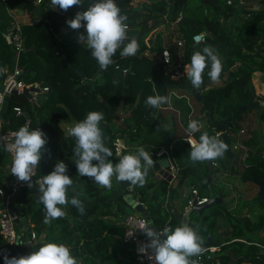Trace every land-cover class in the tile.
Returning <instances> with one entry per match:
<instances>
[{
  "label": "trees",
  "instance_id": "obj_1",
  "mask_svg": "<svg viewBox=\"0 0 264 264\" xmlns=\"http://www.w3.org/2000/svg\"><path fill=\"white\" fill-rule=\"evenodd\" d=\"M135 1L117 0V3L122 13L127 15L126 23L128 22L129 27L140 28L147 25L146 34H149L164 20L168 8L170 11L168 19L172 22H176L183 13L178 25L180 30L187 35L188 43L181 61L173 53H171L169 63H161L146 54L147 50L163 52L164 40L160 32L151 36L149 43L146 42L144 36H141L137 40L139 49L134 56L121 57L120 49H118L113 57L114 63L106 70L101 69L86 44L78 42L77 39L64 40L59 37L62 25L74 18L77 12L85 10L92 0H85L84 5H73L67 10L60 8L64 13L55 11L51 6V0H43L40 4L35 0H14L13 2L10 0L9 7L14 8L15 5H19L24 9V13L16 15V18L23 25L26 50L18 55L13 43L8 40L6 30L10 23L7 21L9 15L0 0V89L5 87L6 78L19 65L22 69L19 75L21 80L27 84L38 82L43 88H49L42 91L36 100L22 93H14L3 115V126L4 129L18 130L19 127L27 125L30 128H40L46 133L48 142L44 147L47 151L43 153L37 166L35 178L38 181L54 169L58 160H63L68 165V174L73 180L79 178L80 188L76 189L74 184L70 186L69 196L77 195L83 201L85 213H79L76 207L68 204L69 209L76 216L75 223L72 224L66 216L57 218L56 231L58 234L52 239L50 233L43 244L54 241L69 245L72 254L82 261V264H98L99 259L102 264H138L133 257V245L126 243L123 239L124 224L111 220V217H119L121 220L125 218L131 213L128 210V206L131 207V205L122 195L111 200L114 193L112 185L110 188L100 186L94 179L79 175L74 162L76 140L73 136L63 133L59 126L60 120L79 122L90 111L103 112L105 119L101 123H111L110 126H102L105 143L113 152V156L109 158L113 163L118 162L122 154L134 152L139 146L149 151L153 159L158 149L171 148L175 161L181 167L178 185H196L199 194L206 196L208 188L206 179L210 174L207 162L193 163L191 161L189 158L191 146L187 140H184L186 134L178 135V127L174 126L171 121H166L161 108L147 105L146 98L157 93L166 95L164 92L168 84L189 83L190 93L197 91L204 94L203 105L210 111L212 119L223 122L230 117V122H233L234 126L227 129V136L232 145L238 130L241 129L242 115L253 110L241 108L255 99L252 75L257 70L264 72V27H258V21L264 17V11L259 15L250 12V16L244 20L242 25H232L228 24L227 18L232 16L239 7L237 2L175 0L170 3L169 0H146L144 4L147 9L135 10ZM36 18H41V21L32 23ZM73 30L76 32L78 29ZM201 31L207 33V40L195 43L193 36ZM128 34L136 36L129 29ZM206 45L218 51L223 63L220 77H224L227 73V80L222 87L208 88L210 78L205 72L204 83L199 89H195L188 80L185 66L190 64L193 53L202 50ZM180 64L185 74L180 82H176L170 77L166 67ZM234 65L236 67L231 69ZM78 68L85 72V79L77 70ZM124 70H130L127 78V72ZM173 101L181 109L185 123L188 125L189 116L192 113L191 105L185 97H175ZM108 104H111L114 109L112 115H109ZM15 106L22 107L24 111L22 115L16 114ZM121 111H125V116ZM260 111L261 118L264 120V106ZM122 118L124 126L114 127V121L122 120ZM200 118H202L201 115L196 116V119ZM28 119H30L29 124ZM206 121V126L192 133L198 141L203 132L218 136L210 120ZM166 122L170 124L169 127L165 125ZM119 137H125L127 143L130 144L122 154H118L115 147V141ZM218 137L224 140L222 135ZM136 142L138 144H135ZM243 143L249 147L247 157L248 164H251L247 168L249 179L251 181L256 178L264 179V161L260 155L261 150H264V143L259 142L257 136L253 134L251 137L244 138ZM67 145L69 149L66 148ZM6 152L0 149V187L9 191L10 186L1 178L2 156ZM242 153V151L234 153L236 159H239ZM219 159L231 171L240 172V167H235L234 160L227 152ZM93 162L96 163V161ZM215 176L216 169H213V178ZM153 187L156 189L150 192ZM173 189L174 187L164 178L157 181L152 180L150 172L146 183L139 187L140 199L146 204V209L151 214L153 227L160 229L170 221L174 228L182 222H188L193 227L198 226L202 243H204L212 233V220L209 222L205 213L200 215L197 211H193L187 220L181 221L173 212L167 211L163 204L167 198L170 201V192ZM38 194L39 183L35 182L30 186L28 184L16 193L14 202L22 207L24 214L32 223H35L36 230L41 233L46 226L43 218L39 222L38 212L34 210ZM221 205H213L211 209L216 210L218 214ZM17 227L19 231L22 230L18 225ZM25 235L28 236V234ZM235 235L243 236L241 231H237ZM29 237L31 238V232ZM245 238L253 241L252 237L244 233ZM33 244L37 249L43 245L37 241ZM259 249L256 244L252 243L244 255L259 256L257 264H264V252H259ZM20 250L26 253V245H21ZM3 255L16 256V248L4 239L0 231V264H4ZM194 258L197 259V257ZM204 264L213 263L205 262Z\"/></svg>",
  "mask_w": 264,
  "mask_h": 264
},
{
  "label": "clouds",
  "instance_id": "obj_2",
  "mask_svg": "<svg viewBox=\"0 0 264 264\" xmlns=\"http://www.w3.org/2000/svg\"><path fill=\"white\" fill-rule=\"evenodd\" d=\"M85 0H51V6H59L63 10L73 5H84ZM128 17L123 14L117 0H92L83 11L76 13L67 24L72 29L84 28L78 36V42L86 43L91 49V55L97 60L101 69L106 70L114 63L113 57L120 49L121 57L134 56L138 52L139 43L128 34ZM207 70V71H206ZM223 70V63L218 51L210 45L195 51L190 64L186 66L187 76L193 88L199 89L204 83V74L211 80H217ZM169 100L167 95L159 93L146 98L147 105L160 108ZM105 116L100 111H90L86 117L76 122L69 134L76 140L74 160L79 175L87 176L104 187H111L113 177L118 181L130 182L131 185L143 186L146 183L149 170L154 166V159L143 146L136 151L122 154L118 162L113 163L110 157L112 150L106 145L102 121ZM201 128L197 120H189L187 131L196 133ZM46 133L40 128H30L27 125L19 127L14 133V139L8 143H0V149L13 154L11 173L21 181L32 184L34 169L39 165L42 155L47 149ZM227 143L216 135L203 132L199 142L193 141L189 158L193 163L215 161L225 155ZM93 161H96L94 163ZM39 183V202L45 208L44 222L66 215L62 205L71 204L83 214L86 209L77 195L69 196L73 178L68 174V165L58 160L54 169L43 175ZM74 191V189H73ZM149 219L141 222L138 229L149 238L141 246L140 253H148L149 259L155 264H199L198 259L205 248L198 226L193 227L188 222H182L174 228H154ZM130 235L132 233H129ZM4 264H82L71 251L69 245L48 242L37 251L20 257L3 255Z\"/></svg>",
  "mask_w": 264,
  "mask_h": 264
},
{
  "label": "crops",
  "instance_id": "obj_3",
  "mask_svg": "<svg viewBox=\"0 0 264 264\" xmlns=\"http://www.w3.org/2000/svg\"><path fill=\"white\" fill-rule=\"evenodd\" d=\"M10 0H2L3 6L7 9L8 12V23L11 19L12 14L13 15H22L24 13V9H22L21 6L15 5L14 8H11L8 6ZM12 2L14 0H11ZM150 1V0H149ZM170 1V0H169ZM233 3L237 2V6H239L234 14L227 18L228 24H237L241 25L243 24L244 20L250 16V12H255L258 10L259 5L264 3L262 0H232ZM146 0H136L134 2V7H138L141 5L140 9H145L144 7H147L144 3ZM204 2V1H203ZM171 3V2H170ZM59 7V6H58ZM134 8V9H135ZM60 9V7H59ZM61 10V9H60ZM139 10V9H135ZM62 11V10H61ZM63 12V11H62ZM169 8L166 11L165 18L164 20L158 24L149 34H146L147 31V25H143L142 27H130L129 31H131L132 34L136 32L137 30L140 32V35L138 33H135L136 36H144L146 42L149 41L150 37L153 35H156V33L162 34V38L164 40V50L168 49L170 53H173L175 56H178L180 61L182 60V55L185 52V46L187 45L186 40L184 38V32H182L179 28L178 22H172L168 19L169 15ZM262 11H259L258 14ZM64 13V12H63ZM183 17V13H181ZM200 15V14H199ZM178 19V18H177ZM128 23V22H127ZM153 25V24H152ZM263 26L264 27V17L258 21V27ZM84 28L78 29L76 32L67 24L65 23L62 25L59 33V37L61 39H77L78 36L81 32H84ZM148 35V37L146 35ZM147 37V39H146ZM180 39L184 40V45L178 44V41ZM149 43V42H148ZM86 44V43H84ZM151 44V43H150ZM149 44V45H150ZM163 50V51H164ZM147 55H151L154 59L159 60L161 63L163 62V57H162V52H151L150 50H147L146 52ZM237 65V64H236ZM236 65L232 66L231 69H234ZM187 66V65H186ZM185 66V67H186ZM183 66L178 65V66H173L171 65L170 67H166V70L170 77L175 80L176 82H180L182 80V77L185 74L184 69L182 68ZM227 80V73L225 74L224 77H220L217 80H211L209 81L208 88L209 87H222L226 84ZM252 83L255 88V92L257 94V97L260 100H264V72L261 70H257L253 73L252 75ZM38 86L44 91V88L38 83ZM190 90H187L185 88L181 87H167L165 90V94L169 97L168 102L166 105L160 107L164 115L166 117V121L169 120L171 121L174 126L178 127V135L184 136V140L188 135H191L192 133H189L187 131V125L185 123V119L182 115L181 109L176 106L174 103L173 99L175 97H185L189 104L192 107V113L189 116L190 120H197L201 124V128L206 126L207 124V118L202 117V105L203 102L199 101L194 94L189 92ZM34 93V99L36 100L41 93ZM178 107V108H177ZM261 107H256V108H249L253 109L251 111H248L242 115L243 120L240 122L241 124V129L238 130L235 141L231 145L232 153L240 152L242 151L243 153L240 155L239 159H236V155L233 157H230L232 160H234L235 167L239 168L240 167V172H233L231 171L228 167H226L222 161L217 158L216 160L219 161L220 166L218 168L213 167V169H216V176L213 178L212 181L209 182L207 179L206 181L208 182V188H207V193L205 194L206 197H210V187L209 184L211 183L212 186L217 188L215 189V192L218 196H221L222 201L218 202L216 204H222L219 213L216 214V210L211 209L212 206L207 208L205 210V214H207L209 218V222H213V229L212 233L206 238L205 242L207 241H212L209 246H212L213 249H216V251L213 253L212 261L210 263L214 264H229L228 262L230 261L231 264H237L240 262H244L245 264L250 263L252 258H255L257 256H245L244 254L246 253V250L248 249L249 245L252 243L256 244L260 249L259 252H264L262 246L264 245V203H261L262 201L255 202L258 194H259V185L256 182V179L254 181H251L248 177V170L247 168L251 165L248 164L247 162V157L249 155V147L245 146L243 143L244 138L251 137L252 134L257 136V140L261 143H264V120L261 118ZM197 115H201L202 118L196 119ZM173 117H175V123L173 120ZM76 122L74 120H60L59 126L62 129L63 133L67 136H69V130L72 126H74ZM119 124V123H118ZM166 126H170V124L167 122L165 123ZM215 130V129H214ZM244 130V132H242ZM232 136H235L234 133H231ZM122 141L123 149L120 153L122 154L123 150L128 148L130 144L127 143L125 137H119ZM0 143H3L0 139ZM135 144H138L136 142ZM236 144H240L239 148H235ZM190 145V144H189ZM67 149H69V146H66ZM160 149H168L170 151V156H167L170 160V166L169 167H162L159 170H154L153 167L149 170L150 175L152 176V180H158L161 178H164L167 180L173 187V196L170 192L171 199L169 201V198L166 199V201L163 204V207L169 211L173 212V214L181 221L187 220L188 218H183V216L186 214L187 210L190 208L188 205V200L190 197L193 195V189L196 188V185L192 184H180L178 185V178L180 174V166L179 164L175 161L172 153H171V148L167 147H162ZM159 150V149H158ZM261 158L264 161V150H261ZM157 152V151H156ZM2 171H1V178L2 180L7 183L10 188L13 182V175L11 174L10 171V165H11V157L8 152L4 153L2 156ZM158 158L155 156L154 162L157 161ZM207 162V161H206ZM207 166L209 167L208 163ZM257 166V165H256ZM209 170L211 172V168L209 167ZM226 173V174H225ZM209 177V176H208ZM79 178H75L73 180V184L76 189H79L81 184L78 183ZM263 179V178H261ZM114 180V177H113ZM149 183L153 181H148ZM155 183V181H154ZM214 184V185H213ZM139 185H135V197H139ZM114 189V188H113ZM156 187H153L150 192L154 191ZM41 195L40 191L38 196L35 199V204H34V210H37V218L42 221V218L44 219L45 217V208L44 206L39 202V196ZM115 205H117L115 203ZM146 205V204H145ZM62 208H64L66 212V217L67 219L74 224L76 221V216L75 214L72 213V211L69 209L68 205H62ZM129 211L131 213L137 212L133 206L129 207ZM198 212V211H197ZM199 213V212H198ZM203 213V214H204ZM200 214V213H199ZM25 215V214H24ZM202 215V214H200ZM127 216V215H126ZM123 218L122 220L119 219V217H111V220H116L120 223L124 222ZM29 220V219H28ZM170 220V219H169ZM58 219L52 220L51 223H45V230L42 231L41 233L38 232L35 228V223L31 222L29 220L30 225L32 226V229L37 231L38 233V238L35 240V242L39 243H44V240L46 239L47 235L50 233L52 234L51 238L54 239L58 232L56 231L58 224L57 222ZM208 221V220H207ZM237 231H241L243 236L237 237L235 233ZM21 232L26 233L27 230L26 228H22ZM244 233L253 238V241L246 240L244 239ZM256 235V236H255ZM26 236V235H25ZM24 236V237H25ZM28 241H30V237L27 236ZM238 241V242H237ZM34 242V241H33ZM27 247L26 253H23V255L28 254V243L24 244ZM235 245V248L233 247ZM208 246V247H209ZM262 248V249H261ZM37 249V248H36ZM121 257L123 255L121 254ZM133 257H134V251H133ZM259 257V256H258ZM195 259V258H194ZM224 259V260H223ZM199 264H203V262L199 261Z\"/></svg>",
  "mask_w": 264,
  "mask_h": 264
},
{
  "label": "built area",
  "instance_id": "obj_4",
  "mask_svg": "<svg viewBox=\"0 0 264 264\" xmlns=\"http://www.w3.org/2000/svg\"><path fill=\"white\" fill-rule=\"evenodd\" d=\"M5 1V0H4ZM38 4H40L43 0H35ZM228 3H233L232 0H228ZM182 19V15L177 19V22H179ZM41 21V18H36L32 21V23H39ZM128 24V23H127ZM129 26V25H128ZM130 27H128L129 29ZM7 35L10 37L11 42L13 43L15 50L18 55H20L22 52L26 50L25 45V36L23 31V25L20 23L16 16L12 14L11 20L9 25L7 26ZM207 40V33L205 31H201L199 33H196L193 36V41L195 43H201L205 42ZM178 44L184 45V40L180 39L178 41ZM162 59L164 63H169L171 60V53L168 49H165L162 52ZM127 72V70H124ZM22 72L21 67H17L14 72L10 73L8 77L5 80V87L3 89H0V139L3 143L11 142L14 139V133L17 130L13 129H4L3 126V116H2V109L4 107L5 101H6V89L8 85L15 81L14 88L20 89L25 86H31L32 84L38 85L37 83H31L27 84L25 81L21 80L20 78L16 80V77H18ZM48 87H44V90H48ZM14 110L17 115L23 114V109L21 106H15ZM30 119L27 120V123L29 124ZM244 132V130H242ZM217 135H221V132H217ZM188 143L191 146V143L193 141L199 142L198 139L193 135H188L185 138ZM240 144H236L235 148H239ZM115 147L118 153H120L123 149L122 141L120 138H117L115 141ZM9 153V152H8ZM11 157V165H10V171L12 166V160H13V154L9 153ZM157 158H161L163 156H170V151L168 149H159L156 152ZM213 167L218 168L220 166L219 161L215 160L212 161ZM37 173V167L34 169V174L32 178H35ZM12 174V173H11ZM226 174V173H225ZM13 175V182L11 185V189L8 191L3 187H0V231L3 235L4 239L14 248H16V257L23 256V252L20 250L21 245L27 244L28 241H23V238L25 236L24 232H21L18 230L17 224L15 222L16 214L12 215V210L14 207V197L16 193L24 186L28 185V181H21L19 180L14 174ZM41 181V179L39 180ZM209 197L201 196L199 194V191L197 188L193 189V195L188 200V205L191 207L195 201L199 204H203L207 202ZM135 200L138 203H141V199L139 197H135ZM143 203V202H142ZM146 220H149V218L144 215L141 212H133L128 214L124 219V226H125V233H124V241L126 243H131L134 247V259L138 264H155V260L149 259V255L151 254V250L148 251V253H140L139 249L141 246L145 245L149 238L146 236V234L138 229V226L141 222H144ZM171 227L172 224L170 221H168L164 227ZM162 227V228H164ZM160 228V229H162ZM129 233H132L131 235ZM38 238L37 231L33 230L31 231V238L30 241H35ZM205 251L197 257L198 261L203 262L205 260H211L213 257V253L216 251V249H213L212 246L204 247ZM264 250V245L262 246ZM33 253V252H32ZM31 254V253H30ZM259 257H256V259Z\"/></svg>",
  "mask_w": 264,
  "mask_h": 264
},
{
  "label": "water",
  "instance_id": "obj_5",
  "mask_svg": "<svg viewBox=\"0 0 264 264\" xmlns=\"http://www.w3.org/2000/svg\"><path fill=\"white\" fill-rule=\"evenodd\" d=\"M174 1L175 0H170L171 3H173ZM203 1H205V0H203ZM52 7H53V9L55 11L63 13L59 9L58 6H52ZM140 8H141V5H139L135 9H140ZM144 8L147 9L146 7H144ZM259 11H264V3L259 5L258 10H256V14H258ZM183 36H184V38L186 40V43H188L187 35L184 34ZM129 37L130 38H135L136 40L140 39L139 36H130L129 35ZM8 40L11 43L10 37H8ZM18 67H20V65ZM77 70L82 75V77L85 79L86 78L85 72L81 71L79 68ZM129 73H130V70L127 71L126 78L128 77ZM17 79H19V76L16 77V80ZM188 80H189V77H188ZM14 83H15V81H12L8 85V87L6 89L7 95H6V101H5L4 107L2 109V116L4 115L6 110L8 109L9 100L11 99V97H12V95L14 93H22V94L28 96L30 99H34V93H36V92L39 93L42 90L40 88V86L35 85V84H32L31 86H25L23 88L17 89V88L13 87ZM126 83H127V81H126ZM167 87H174V88L181 87V88H185L187 90H190L189 83H182L180 85H178V84H172V85L168 84ZM192 93L194 94V96L199 101L203 102V99H204V94L203 93H200V92H197V91H192ZM137 104H138V102H137ZM108 105L110 107L109 115H112L114 113V109L112 108L111 104H108ZM261 106H264V100H260L257 97V94L255 92V99L252 102H250L249 104L243 106L242 108L243 109H249V108H256V107H261ZM202 112H203L202 113V117H205V118L209 119L210 122H211V125L213 126V128L217 132H221V135H222L224 141L228 145V149L226 150V152H227V154L230 157H233L234 154L232 153L231 143H230L229 138L227 136V129L234 126V123L230 122V117L227 120L223 121V122L216 121V120L211 118V113H210L209 110H207L205 105H202ZM173 120H174V123H175V117H173ZM102 125L110 126L111 123L110 122L102 123ZM207 163H208L209 167L211 168V172H210L209 177H208L207 180L209 182H211L212 181V177H213L212 161H207ZM169 166H170L169 158L167 156H163V157L159 158L157 161L154 162L153 169L157 171V170L161 169L162 167L165 168V167H169ZM114 179H115V189H114L113 197H112L111 200H114L117 196L122 195L123 198L125 200H127L128 203L130 205H132L133 208L137 212L143 213L144 215H146L153 222L150 212L146 209L145 203L144 202L143 203L142 202L138 203L135 200V192H134L135 191V185H131L130 182L118 181V180H116L115 177H114ZM37 181L38 180L36 178H32V183H35ZM256 182L259 185L260 190H259V194H258L255 202L264 201V179H256ZM209 187H210V197H209L208 201L203 203V204H199V203H197V201H195L193 203V205L187 210V212L183 216V218H188L192 211H198L200 214H203L207 208H209L213 204H216V203L222 201L221 196H218L216 194L215 189H214V187L212 186L211 183L209 184ZM173 193H174V191L172 190V192H171L172 196H173ZM15 214H16V217H15L16 224L20 228H26L27 233H30L32 231V226L29 223L28 217L26 215H24L22 207L17 202H14V207H13V210H12V215L14 216ZM154 228H156V227H154ZM23 241H25V242L28 241L27 236H25L23 238ZM211 242L212 241L209 240L203 246L204 247H208L211 244H215L214 241H213V243H211ZM28 246H29L28 247V254L38 250V249H36L34 247V244H33L32 241H28ZM98 264H102V261L100 259L98 260ZM222 264H225V263H222Z\"/></svg>",
  "mask_w": 264,
  "mask_h": 264
},
{
  "label": "rangeland",
  "instance_id": "obj_6",
  "mask_svg": "<svg viewBox=\"0 0 264 264\" xmlns=\"http://www.w3.org/2000/svg\"><path fill=\"white\" fill-rule=\"evenodd\" d=\"M26 18H29L28 16H25ZM242 25V24H241ZM134 33H138V35H140V32L137 30L136 32H134ZM144 35H146V34H144ZM147 37H148V35H146ZM147 37H146V39H147ZM242 108V107H241ZM121 113H122V115L123 116H125V111H121ZM119 123V124H118ZM123 127L124 126V123H123V118H122V120H118V121H114V127ZM108 188H110V187H108ZM112 188H114L115 189V179L112 181ZM115 206V205H114ZM116 207V206H115ZM128 210H129V208H128ZM28 236H29V233H28ZM256 236V235H255ZM234 248H235V245L233 246ZM262 249V248H261ZM264 251V250H263ZM257 260L258 259H256V257L253 259L252 258V261L250 262V263H247V264H257ZM210 261H212V260H205V261H203V264L205 263V262H208V263H210ZM229 264H231L230 263V261L228 262ZM213 264H214V262H213ZM237 264H245V261L243 262H240V263H237Z\"/></svg>",
  "mask_w": 264,
  "mask_h": 264
}]
</instances>
